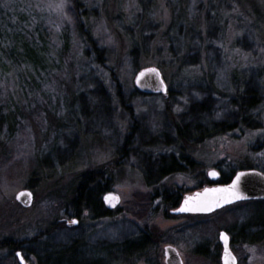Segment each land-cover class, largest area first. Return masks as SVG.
<instances>
[{
	"label": "rangeland",
	"instance_id": "obj_1",
	"mask_svg": "<svg viewBox=\"0 0 264 264\" xmlns=\"http://www.w3.org/2000/svg\"><path fill=\"white\" fill-rule=\"evenodd\" d=\"M146 68L160 71L166 95L136 91ZM249 79L261 98L257 121L202 142L178 138L179 123L186 135L231 116ZM169 154L181 171L158 177ZM247 162L264 164V0H0V244L21 242L24 264H36L28 243L52 226L87 243L89 257L146 230L148 264H164L170 244L184 264H220V248L214 262L194 251L212 250L226 231L238 264H264V201L173 219L159 197L179 203L210 171ZM87 174L109 180L105 192L117 197L107 217L72 209ZM21 190L33 195L28 209L15 200ZM0 264L19 262L0 247Z\"/></svg>",
	"mask_w": 264,
	"mask_h": 264
},
{
	"label": "trees",
	"instance_id": "obj_2",
	"mask_svg": "<svg viewBox=\"0 0 264 264\" xmlns=\"http://www.w3.org/2000/svg\"><path fill=\"white\" fill-rule=\"evenodd\" d=\"M243 79L244 78H242V80ZM259 97L257 89L255 88L252 80L249 79L248 86L246 84L243 85L242 83L235 92L234 100H231L229 103V106L232 108L230 111L231 116H227L223 118V120L216 123L209 122L208 125L199 123L196 124L194 128L185 126L186 128H192L190 131H186V135L181 132L179 123L176 127L177 135H179L178 138L182 141L202 142L206 139L224 136L235 130L238 124L250 126L252 121H257L256 111L261 104V98ZM185 118H181L182 121H184ZM189 133L191 135H189ZM132 135L133 133H131L129 138L133 137ZM134 135L135 136L133 138H139L140 132H135ZM192 137L194 138L193 140H191ZM125 143L130 142L126 140ZM168 158L170 159L167 160ZM160 160L161 163L160 166H158V177H165L171 175L172 173L181 171L177 167L172 154H169V157L162 155ZM166 162L172 164V168L165 170L163 167ZM263 165L264 164L257 162L254 166H252L250 162H247L241 166L240 169L228 170V174H220L218 184H228L236 172L240 170L254 169L264 173ZM151 176H153V173L148 172V186L151 185L150 183L153 180V177L150 179ZM108 182L109 180H102L101 177H99V180L95 182L92 178V174L83 176L77 187L72 192V198L70 199V204L73 207L72 209L75 210L76 207L80 205L84 206L85 210L90 213L93 220L109 216L110 212L102 205L100 198V195L107 190ZM208 184L210 183L207 182V185ZM91 192H95V194L93 196H89L88 193ZM155 197H158L157 194H155ZM159 197L167 209L176 208L178 205L177 199H179V197L175 194L163 191ZM65 234V230L60 232L57 227L52 226L45 233V236L41 238L35 237L29 241L27 251L35 256L36 264H124L134 259L137 260L143 258L146 254L147 244L149 251L154 241L153 235L149 232L147 241L146 230H135L131 234L124 235V237L120 238L119 242H113V252H108L103 245V247L99 249V252L89 257V255L86 254V249H88L87 243L80 241L77 237H70L68 234ZM44 238L45 240H42ZM240 240L245 241L243 238ZM62 246L63 249H61ZM0 247H3V249L7 251L9 258H11V256L18 250L21 253L24 251L23 244L21 242H13L12 240H5L1 242ZM194 254L199 255V252L195 250Z\"/></svg>",
	"mask_w": 264,
	"mask_h": 264
},
{
	"label": "water",
	"instance_id": "obj_3",
	"mask_svg": "<svg viewBox=\"0 0 264 264\" xmlns=\"http://www.w3.org/2000/svg\"><path fill=\"white\" fill-rule=\"evenodd\" d=\"M133 84L143 94H167L161 73L155 68L139 71ZM207 177L210 182L215 183L219 179V174L212 170L207 174ZM238 177L239 179H237ZM234 183L235 188L232 187ZM217 189H227L228 191H214ZM15 200L23 209H28L32 205L33 195L29 190H21L16 194ZM252 201H264V173L253 169L242 170L238 171L228 184L213 185L186 195L177 209L170 212V215L177 217L207 216L235 204ZM102 202L108 210H113L118 200L114 194L107 193L102 197ZM218 240L222 247L221 264H226V261L227 264H236L237 261L230 250V241L226 232H220ZM16 257L20 264H24L20 252H16ZM164 264H183L175 248L171 246L164 248Z\"/></svg>",
	"mask_w": 264,
	"mask_h": 264
},
{
	"label": "flooded vegetation",
	"instance_id": "obj_4",
	"mask_svg": "<svg viewBox=\"0 0 264 264\" xmlns=\"http://www.w3.org/2000/svg\"><path fill=\"white\" fill-rule=\"evenodd\" d=\"M102 205H103V203H102ZM174 209V208H173ZM173 209H171V210H173ZM106 210L108 211V209L106 208ZM170 210V211H171ZM169 211V212H170ZM171 216V215H170ZM173 219H178V218H186V217H193V216H180V217H174V216H171ZM227 233V235L229 236V240H230V250H231V252H232V254L234 255V253H233V251H232V238H231V235L228 233V232H226ZM146 236H147V241H148V231H146ZM148 243V242H147ZM153 244H154V241H153ZM167 246H171V247H173V245H166V246H164V248L165 247H167ZM204 247H203V249H201V246H199L196 250H198V252H200L199 254L200 255H196V256H200V257H203V258H205V259H209V258H212V262H214L215 261V259H216V257H217V251H218V249L220 248L221 249V253H222V247H221V244L219 243V240H218V237H217V244H215V245H213V249L211 250L210 248H211V245L209 244V245H207V246H205V245H203ZM209 246V247H208ZM164 248H163V259H164ZM176 249V248H175ZM177 250V249H176ZM204 251V252H202V251ZM178 251V250H177ZM180 254V253H179ZM181 256V255H180ZM212 256V257H211ZM214 257V258H213ZM234 257H235V259H236V261H237V263L236 264H238V259H237V257L234 255ZM182 258V257H181ZM143 261H144V264H148V244H147V248H146V254L144 255V257L143 258H141ZM141 259H138V260H141ZM137 260V261H138ZM164 262V261H163ZM183 262V261H182ZM184 264V263H183ZM220 264H221V254H220Z\"/></svg>",
	"mask_w": 264,
	"mask_h": 264
},
{
	"label": "snow or ice",
	"instance_id": "obj_5",
	"mask_svg": "<svg viewBox=\"0 0 264 264\" xmlns=\"http://www.w3.org/2000/svg\"><path fill=\"white\" fill-rule=\"evenodd\" d=\"M212 175H215V173H212ZM237 179H239V177ZM232 187L235 188V183L233 184ZM214 191L225 192V191H228V190L227 189H217V190H214ZM182 210H188V209H182ZM226 264H227V261H226Z\"/></svg>",
	"mask_w": 264,
	"mask_h": 264
}]
</instances>
